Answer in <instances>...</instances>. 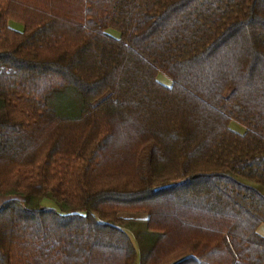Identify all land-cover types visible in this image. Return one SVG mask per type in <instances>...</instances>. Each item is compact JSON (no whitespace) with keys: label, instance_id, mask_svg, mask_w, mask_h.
Wrapping results in <instances>:
<instances>
[{"label":"trees","instance_id":"obj_1","mask_svg":"<svg viewBox=\"0 0 264 264\" xmlns=\"http://www.w3.org/2000/svg\"><path fill=\"white\" fill-rule=\"evenodd\" d=\"M0 195V264H264V0H0Z\"/></svg>","mask_w":264,"mask_h":264},{"label":"rangeland","instance_id":"obj_2","mask_svg":"<svg viewBox=\"0 0 264 264\" xmlns=\"http://www.w3.org/2000/svg\"><path fill=\"white\" fill-rule=\"evenodd\" d=\"M13 22H14V21H13ZM16 24H17V23H16ZM108 33L111 34V35L114 36V37H118V34H117L116 32H114V31H108ZM158 79H159L162 83H164V84H166V85H169V81H168V79H167L165 76H163V75H159ZM230 128H231L232 130L236 131L237 133H240V134H242V133L244 132V128H243L242 126L238 125L237 123H234V122H232V123L230 124ZM42 205H43L44 207H46V208H53V207H54L53 203L50 202V201H44V202L42 203ZM124 217L134 218V219H145V218H146L145 215H134V216H131V217L125 215ZM257 232H258V234H259L260 236L264 237V225H261V226L258 228Z\"/></svg>","mask_w":264,"mask_h":264},{"label":"crops","instance_id":"obj_3","mask_svg":"<svg viewBox=\"0 0 264 264\" xmlns=\"http://www.w3.org/2000/svg\"><path fill=\"white\" fill-rule=\"evenodd\" d=\"M9 26L16 30V31H22L23 30V26L20 25L19 23L16 24V22H13V21H9ZM11 198L10 197H6V196H1L0 195V207L5 204L8 200H10Z\"/></svg>","mask_w":264,"mask_h":264}]
</instances>
